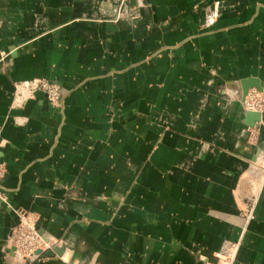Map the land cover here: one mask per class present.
Instances as JSON below:
<instances>
[{
  "label": "crops",
  "instance_id": "crops-1",
  "mask_svg": "<svg viewBox=\"0 0 264 264\" xmlns=\"http://www.w3.org/2000/svg\"><path fill=\"white\" fill-rule=\"evenodd\" d=\"M33 80L60 104L16 105ZM244 81L264 93V0H0V264H22L15 210L63 248L26 264H211L239 240L234 264H264Z\"/></svg>",
  "mask_w": 264,
  "mask_h": 264
},
{
  "label": "built area",
  "instance_id": "built-area-1",
  "mask_svg": "<svg viewBox=\"0 0 264 264\" xmlns=\"http://www.w3.org/2000/svg\"><path fill=\"white\" fill-rule=\"evenodd\" d=\"M36 93L43 94L52 107H57L62 98L57 83L47 80H33L15 86V104L20 105L26 100L32 99ZM243 107L247 112L257 113L261 116L264 113V93L256 89L249 90L243 99ZM256 131L255 129L250 130V141H254ZM5 172V165L0 163V181ZM0 203L7 204V197L1 187ZM15 213L18 216V224L12 230L9 244L12 254L20 263L26 264L35 261L44 256L47 251L60 247L58 240L37 230L34 216L21 210H15ZM246 218H252V209H249ZM239 248L240 240L237 242L224 241L215 254V262L211 264H234Z\"/></svg>",
  "mask_w": 264,
  "mask_h": 264
},
{
  "label": "water",
  "instance_id": "water-1",
  "mask_svg": "<svg viewBox=\"0 0 264 264\" xmlns=\"http://www.w3.org/2000/svg\"><path fill=\"white\" fill-rule=\"evenodd\" d=\"M251 88H255L257 90H261V88L253 83L252 81H244L241 83V89H242V99H244V97L246 96L247 92L249 89ZM260 121V115L257 113H252V112H246L245 113V122L244 124L249 127V128H253L256 123H258ZM12 252V249H11ZM63 252V248H54L51 251H47L44 256L48 257V258H52L55 255H60Z\"/></svg>",
  "mask_w": 264,
  "mask_h": 264
},
{
  "label": "rangeland",
  "instance_id": "rangeland-1",
  "mask_svg": "<svg viewBox=\"0 0 264 264\" xmlns=\"http://www.w3.org/2000/svg\"><path fill=\"white\" fill-rule=\"evenodd\" d=\"M245 110V109H244ZM246 111V110H245ZM261 117L262 115L260 116V121L258 123H256V125L253 127V128H256L257 125L259 123H261ZM259 163L255 166L257 168V171H258V175H259V178L263 177V174H264V150L262 152H260V155H259ZM256 163V162H255Z\"/></svg>",
  "mask_w": 264,
  "mask_h": 264
}]
</instances>
